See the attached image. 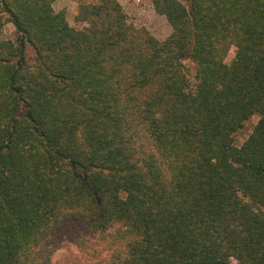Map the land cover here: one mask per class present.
Returning <instances> with one entry per match:
<instances>
[{
    "label": "trees",
    "instance_id": "trees-1",
    "mask_svg": "<svg viewBox=\"0 0 264 264\" xmlns=\"http://www.w3.org/2000/svg\"><path fill=\"white\" fill-rule=\"evenodd\" d=\"M56 1L0 0V264H264V0Z\"/></svg>",
    "mask_w": 264,
    "mask_h": 264
},
{
    "label": "rangeland",
    "instance_id": "rangeland-1",
    "mask_svg": "<svg viewBox=\"0 0 264 264\" xmlns=\"http://www.w3.org/2000/svg\"><path fill=\"white\" fill-rule=\"evenodd\" d=\"M97 0H57L54 3V9L56 12H65L67 20L72 27L77 26L76 16L79 10L80 3H90ZM122 5L124 13L128 17L129 21L136 26L145 27L149 32L160 40L167 39L172 34V26L168 22L167 18L160 15L155 7L153 0H118ZM2 33L6 39L17 41L18 35L15 28L9 22H6ZM235 59V51L231 49L226 58V63L231 64ZM189 68L194 69L191 65ZM258 118L254 117L246 126L237 134V144L242 145L245 140L252 133L254 126L257 124ZM70 251H77L76 247L71 245L58 250L54 256V261H59L63 257L69 254Z\"/></svg>",
    "mask_w": 264,
    "mask_h": 264
}]
</instances>
